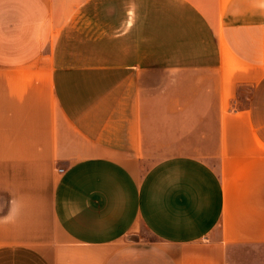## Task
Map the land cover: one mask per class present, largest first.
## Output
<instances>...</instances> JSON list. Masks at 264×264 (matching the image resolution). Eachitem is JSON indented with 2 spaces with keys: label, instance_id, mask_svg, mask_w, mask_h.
Listing matches in <instances>:
<instances>
[{
  "label": "crops",
  "instance_id": "crops-1",
  "mask_svg": "<svg viewBox=\"0 0 264 264\" xmlns=\"http://www.w3.org/2000/svg\"><path fill=\"white\" fill-rule=\"evenodd\" d=\"M0 264H264V0H0Z\"/></svg>",
  "mask_w": 264,
  "mask_h": 264
},
{
  "label": "rangeland",
  "instance_id": "rangeland-1",
  "mask_svg": "<svg viewBox=\"0 0 264 264\" xmlns=\"http://www.w3.org/2000/svg\"><path fill=\"white\" fill-rule=\"evenodd\" d=\"M183 149L181 147L175 146H154L150 150L145 151L144 154L140 156V162L142 165V171L147 170L156 161L176 152H180ZM141 234L148 236V233L144 230L140 231Z\"/></svg>",
  "mask_w": 264,
  "mask_h": 264
},
{
  "label": "built area",
  "instance_id": "built-area-1",
  "mask_svg": "<svg viewBox=\"0 0 264 264\" xmlns=\"http://www.w3.org/2000/svg\"><path fill=\"white\" fill-rule=\"evenodd\" d=\"M60 170H61V171H63V169H62V168H61Z\"/></svg>",
  "mask_w": 264,
  "mask_h": 264
}]
</instances>
